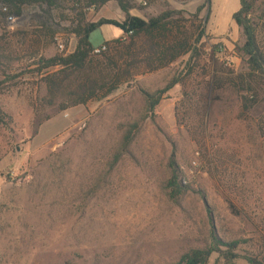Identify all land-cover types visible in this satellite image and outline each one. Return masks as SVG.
I'll return each instance as SVG.
<instances>
[{
  "label": "rangeland",
  "instance_id": "rangeland-1",
  "mask_svg": "<svg viewBox=\"0 0 264 264\" xmlns=\"http://www.w3.org/2000/svg\"><path fill=\"white\" fill-rule=\"evenodd\" d=\"M132 3L145 19L166 9L183 10L189 19L198 9L194 24L205 54L195 61L185 55L101 100L65 110L40 107L45 70L35 63L62 52L56 37L65 47L75 38L71 3L50 11L32 3L9 29L1 28L0 108L10 119L0 124V264H172L190 249L210 246L212 231L238 243L228 263L249 264L255 257L264 264V84L259 105L244 120L236 91L206 84L220 67L246 70L234 51L244 41L240 27L232 22L217 40L207 32L208 20L227 18L231 0H217L209 11L206 0ZM96 9L87 8V16L105 13L104 6ZM263 11L259 1L252 18ZM48 13L55 34L38 48L30 33ZM185 25L192 30L190 20ZM193 63L187 100L180 85L166 87ZM203 65L209 75L202 74ZM145 94L156 101L151 111ZM199 95H205V132L196 143L187 125L197 120ZM135 121L127 152L113 163L112 151ZM172 154L186 186L179 205L162 187ZM226 262L212 253L207 264Z\"/></svg>",
  "mask_w": 264,
  "mask_h": 264
},
{
  "label": "trees",
  "instance_id": "trees-1",
  "mask_svg": "<svg viewBox=\"0 0 264 264\" xmlns=\"http://www.w3.org/2000/svg\"><path fill=\"white\" fill-rule=\"evenodd\" d=\"M107 1L109 0H0V28H4L6 15L11 14L15 18H20L24 8L32 3L46 5L49 11L51 8H63L62 2L71 3L68 7L72 13L69 19L70 32L76 38L75 49L70 53L57 52L52 57L40 58L35 63L37 70H45L42 80L46 93L40 107L57 105L60 110H65L85 105L92 100H101L121 85L129 84L138 75L169 67L185 55L189 56V60L195 61L205 54L202 30L199 24H194L198 19V9L194 14H187L189 19L183 10L176 9H166L156 16L143 19L128 14V10L135 7L132 0H115L125 13L122 20L100 19L91 22L87 16V8L92 6L99 8ZM259 1L264 2V0H240L239 9L232 15L233 22L242 29L244 36L243 43L236 44L234 51L244 61L246 70L234 73L232 70L220 67L214 75L208 76L206 81L212 90H217L226 84L236 91L240 103L238 117L243 120L259 105L258 89L264 84V44L258 40L259 37L264 38V11L257 18H252L254 8ZM2 7H5L6 11H2ZM48 15L30 33L33 35V43L37 44L38 48L51 43L55 34L51 24L54 17L50 13ZM60 18L64 19V16L61 14ZM189 20L192 22V30L185 25ZM102 24L114 25L124 34L128 32L131 34L126 39L121 37L105 42L106 50L94 54L92 52L94 46L89 36ZM1 39L0 36V42ZM193 68L194 63L184 74L170 80L166 88L178 84L183 95L188 97L185 89ZM202 74L209 75L206 65L202 66ZM152 97L153 95L145 94L148 111H151L156 104ZM189 99L188 97L187 100ZM198 101L201 103L200 111L193 113L197 120L187 125V130L196 143L200 142L205 132L203 123L205 95H199ZM36 109L35 106V112ZM36 116L37 121H40L39 115ZM9 119L0 108V124H7ZM137 127V121L126 126L116 148L112 151L113 163L127 152ZM261 129L264 130V127ZM168 170L170 177L162 187L168 200L179 205L181 197L186 192V186L181 181L182 174L173 154L168 160ZM229 208L233 210L234 207L229 204ZM237 244L236 241H222L212 231L210 246L190 249L172 264H207L212 253H220L227 259L225 264H231L228 263L229 260L236 256L231 250L235 249ZM221 247L226 249L221 250ZM247 262L262 264L255 257L247 258Z\"/></svg>",
  "mask_w": 264,
  "mask_h": 264
},
{
  "label": "crops",
  "instance_id": "crops-1",
  "mask_svg": "<svg viewBox=\"0 0 264 264\" xmlns=\"http://www.w3.org/2000/svg\"><path fill=\"white\" fill-rule=\"evenodd\" d=\"M206 1L209 11L211 6H215L217 0H206ZM231 3H232V8L227 12L228 13L227 18L224 17L222 18V16L220 17L219 15V18L213 22H209L208 20L207 32L209 33V36H212L216 40L221 39V37H223L229 31L230 28L234 27L232 25L233 24L232 15L234 12H236L239 9L240 0H231ZM102 6H104L105 13H102V15L96 14L95 17L89 16L88 18H90L89 20L91 22H96L100 19L122 20L125 16V13L122 11L117 1L115 0H109ZM99 8H97L96 10H98ZM128 14L145 19L141 14V12L135 8L128 10ZM123 34H124L123 31L114 25L102 24L90 34L89 38L91 44L95 47L101 44H105V42L107 41L121 38ZM70 41L71 44H69L68 48L72 51L73 49H75L76 40L73 37L70 39Z\"/></svg>",
  "mask_w": 264,
  "mask_h": 264
},
{
  "label": "built area",
  "instance_id": "built-area-1",
  "mask_svg": "<svg viewBox=\"0 0 264 264\" xmlns=\"http://www.w3.org/2000/svg\"><path fill=\"white\" fill-rule=\"evenodd\" d=\"M137 1L139 4L141 5H146L147 0H134ZM91 8V7H90ZM89 9V8H88ZM2 11H6L5 7H2ZM15 21H17V18H15L14 15H6L5 19H4V29H9V27L15 23ZM0 33H1V28H0ZM131 32H128L127 34H123L122 38L126 39L128 37V35H130ZM55 40L57 41V47L60 51H64L65 53H70L73 52V50L71 51L68 47H65L64 44L59 40L58 37L55 38ZM106 50V45L105 44H101L98 46H95L92 48V52L94 54H99L103 51Z\"/></svg>",
  "mask_w": 264,
  "mask_h": 264
}]
</instances>
